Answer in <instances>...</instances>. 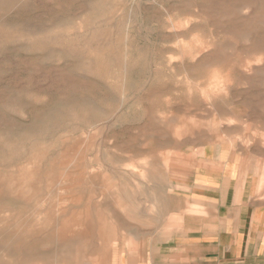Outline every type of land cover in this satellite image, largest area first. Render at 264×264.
I'll return each instance as SVG.
<instances>
[{
	"label": "rangeland",
	"instance_id": "obj_1",
	"mask_svg": "<svg viewBox=\"0 0 264 264\" xmlns=\"http://www.w3.org/2000/svg\"><path fill=\"white\" fill-rule=\"evenodd\" d=\"M227 160L264 193V0H0V264H127Z\"/></svg>",
	"mask_w": 264,
	"mask_h": 264
},
{
	"label": "crops",
	"instance_id": "obj_2",
	"mask_svg": "<svg viewBox=\"0 0 264 264\" xmlns=\"http://www.w3.org/2000/svg\"><path fill=\"white\" fill-rule=\"evenodd\" d=\"M244 165L229 160L220 168L213 161L205 168L195 164L175 204L176 228L126 263L264 264V193L249 165ZM154 172L151 179L157 184L159 170ZM129 199L126 184L124 196L115 195V201Z\"/></svg>",
	"mask_w": 264,
	"mask_h": 264
},
{
	"label": "bare ground",
	"instance_id": "obj_3",
	"mask_svg": "<svg viewBox=\"0 0 264 264\" xmlns=\"http://www.w3.org/2000/svg\"><path fill=\"white\" fill-rule=\"evenodd\" d=\"M101 237V236H100Z\"/></svg>",
	"mask_w": 264,
	"mask_h": 264
}]
</instances>
